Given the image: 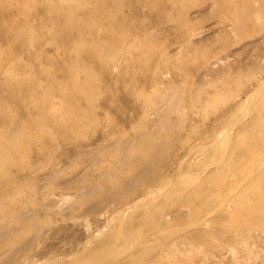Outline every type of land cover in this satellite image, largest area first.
Returning <instances> with one entry per match:
<instances>
[{
	"label": "bare ground",
	"instance_id": "bare-ground-1",
	"mask_svg": "<svg viewBox=\"0 0 264 264\" xmlns=\"http://www.w3.org/2000/svg\"><path fill=\"white\" fill-rule=\"evenodd\" d=\"M44 1L29 38L74 54L42 92L17 63L0 89V264H248L264 250V0ZM166 23L179 60L153 32ZM58 88L79 95L54 114Z\"/></svg>",
	"mask_w": 264,
	"mask_h": 264
},
{
	"label": "rangeland",
	"instance_id": "rangeland-1",
	"mask_svg": "<svg viewBox=\"0 0 264 264\" xmlns=\"http://www.w3.org/2000/svg\"><path fill=\"white\" fill-rule=\"evenodd\" d=\"M30 1L31 0H3L0 3V89H2L4 87L3 85H5L3 84V81L5 80L6 72L9 71L15 63H17V66L21 67L19 71L20 73H22V75L19 77L31 83L35 82L37 90H39V92H42L43 87L46 84L47 74H55L56 71H61V69L55 70V68L64 65L65 57L72 56L74 54L70 43L63 51H60L56 44L51 40L52 33L49 30H42L40 33L42 38L39 40H32L29 38V27L34 25L39 17L50 16L47 11L48 2H45L44 0L36 1V8L34 7L31 10V8H28V4H30ZM64 4L65 3H63L62 5ZM166 5H169V0H160V8H163ZM196 10L197 9L195 8L191 9L190 14L194 15ZM144 12H146V9ZM211 23L212 21L210 19L206 20L204 24L205 29L201 31L198 36L199 38L207 37L212 32L211 26L213 23ZM12 26L14 28L20 26L19 41H16L17 38L13 35L14 29L12 28ZM164 27V30L155 28L153 32L158 34L162 38L164 44H166V51L169 53V56H171L172 59L179 60V53L182 51L178 39L179 31L173 29V23H166ZM96 32L98 34L105 33V31L101 30H97ZM37 47L41 49V53L44 57L43 62L36 59V53L40 52V50L36 51ZM86 47L89 46L86 44ZM234 49L235 48H233V50ZM159 54L160 50L157 51V55L155 56V58L158 59ZM230 57H227L223 60L221 59V61L217 63L216 66L224 65L225 60H231ZM231 58L233 59V57ZM212 62L214 61L212 60ZM158 64H160L158 67L161 68L163 77H161L160 81L157 82L158 86L162 87L164 86V84L173 79L174 75L179 70V63L177 61L176 65H169L168 63L164 62ZM116 72L117 70L109 74L108 78L113 77ZM56 77L58 79L57 83H59L60 81H62L63 73L57 72ZM70 90L71 88H67L64 91L60 90L59 88L57 89L56 94H54L52 98L54 103L51 109L52 113L56 114L62 111V106L60 104L61 99H65L67 97L70 98L73 94L79 95L78 93ZM148 90L153 93L157 90V86L152 85L148 88ZM119 93L120 92L114 93V98H117ZM108 95H110L109 92L101 88L97 89L96 102L100 108H103L107 105L106 98ZM111 103L112 102H108V104ZM120 105L122 107V110H125V114L121 116L125 117L127 116V113H129L128 111H131L132 108L135 107L136 103L134 102V100H132V102L130 101L127 103L120 102ZM40 135L45 136L46 134ZM259 234V232H253V235L249 240V244L255 248L259 245V242L256 238ZM198 254L200 259L204 255L203 252H199L197 253V255ZM259 254L264 255V250L260 251L257 254L245 252L243 254L242 260H244L248 264H261V262L256 259V256ZM232 255L233 253L231 252L227 254L228 258H232ZM194 258L195 260H197L198 256H196L195 254ZM200 259H198V261Z\"/></svg>",
	"mask_w": 264,
	"mask_h": 264
}]
</instances>
